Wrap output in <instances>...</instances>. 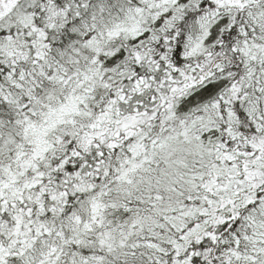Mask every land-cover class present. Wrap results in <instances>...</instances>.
Instances as JSON below:
<instances>
[{
  "label": "snow or ice",
  "instance_id": "snow-or-ice-1",
  "mask_svg": "<svg viewBox=\"0 0 264 264\" xmlns=\"http://www.w3.org/2000/svg\"><path fill=\"white\" fill-rule=\"evenodd\" d=\"M0 264H264V0H0Z\"/></svg>",
  "mask_w": 264,
  "mask_h": 264
}]
</instances>
